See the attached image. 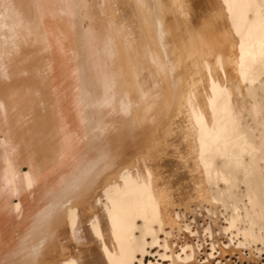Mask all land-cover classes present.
I'll use <instances>...</instances> for the list:
<instances>
[{"label": "bare ground", "instance_id": "1", "mask_svg": "<svg viewBox=\"0 0 264 264\" xmlns=\"http://www.w3.org/2000/svg\"><path fill=\"white\" fill-rule=\"evenodd\" d=\"M176 6L0 0V264L62 253L70 207L150 134L151 104L175 112L190 47Z\"/></svg>", "mask_w": 264, "mask_h": 264}, {"label": "rangeland", "instance_id": "2", "mask_svg": "<svg viewBox=\"0 0 264 264\" xmlns=\"http://www.w3.org/2000/svg\"><path fill=\"white\" fill-rule=\"evenodd\" d=\"M246 1L241 28L189 51L175 112L151 104L150 134L70 207L48 264H264V0Z\"/></svg>", "mask_w": 264, "mask_h": 264}, {"label": "crops", "instance_id": "3", "mask_svg": "<svg viewBox=\"0 0 264 264\" xmlns=\"http://www.w3.org/2000/svg\"><path fill=\"white\" fill-rule=\"evenodd\" d=\"M173 2L177 5L179 14L175 31L188 37L191 59L198 56L196 54L200 50H212L224 42L221 28H241L240 13L247 3L246 0H173ZM200 35L209 37L210 42L207 44L209 47L204 43L201 44ZM188 77L189 75H184V78L188 79Z\"/></svg>", "mask_w": 264, "mask_h": 264}]
</instances>
